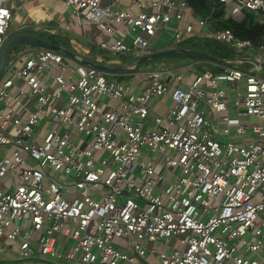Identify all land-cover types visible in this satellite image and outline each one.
Returning <instances> with one entry per match:
<instances>
[{"label": "built area", "instance_id": "built-area-1", "mask_svg": "<svg viewBox=\"0 0 264 264\" xmlns=\"http://www.w3.org/2000/svg\"><path fill=\"white\" fill-rule=\"evenodd\" d=\"M29 1L0 0V49ZM61 1L79 24L118 35L97 44L108 55L150 54L173 19L191 15V0ZM214 1L224 19L264 20V0ZM194 18L173 29L175 43L211 38L234 56L191 80L189 64L141 71L138 91L97 66L119 60L75 37L74 57L12 53L0 78V249L8 241L21 260L67 264H264V35L255 45L213 13ZM163 96L171 106L152 113Z\"/></svg>", "mask_w": 264, "mask_h": 264}, {"label": "crops", "instance_id": "crops-1", "mask_svg": "<svg viewBox=\"0 0 264 264\" xmlns=\"http://www.w3.org/2000/svg\"><path fill=\"white\" fill-rule=\"evenodd\" d=\"M113 2V0H102L103 4H108ZM128 3V0H121L114 3L115 8L122 9ZM70 9V12H69ZM189 12L191 15H185L182 21H176L178 23L183 22V25L187 22L194 21L193 17L197 18L199 15L192 7L190 8ZM13 23L15 28L11 29V32L17 29H26L30 30L33 29L35 32L55 35L53 38H57L58 41H53L54 44H58L60 46L70 48V38L75 37L80 39L86 46H88L93 52L97 53L101 50L97 47L99 41L105 39L108 41H113L118 38L116 36H109L106 34L101 33L98 26L95 23H87L83 22L79 24L75 18H73L72 10L61 0H32L27 3L17 4L14 8L13 13ZM71 16L72 19L69 18ZM193 16V17H192ZM17 19V18H19ZM194 18V19H195ZM73 23H72V21ZM182 25V26H183ZM116 29L118 30H125L123 25H115ZM163 31L159 36L155 37L154 42L152 43V51L174 48V39L172 42L164 43L159 42V39L162 35ZM104 36V37H103ZM103 37V38H102ZM61 38H65L68 40V45H64L61 42ZM195 38V37H194ZM100 39V40H99ZM99 40V41H98ZM99 50V51H98ZM12 58V55H11ZM204 63H208V60H205ZM120 62L111 65L114 68H119ZM188 65V64H187ZM191 65L185 71V75L188 79H192L194 75L198 72V70L194 65V63H189ZM134 66V65H133ZM184 66V65H181ZM132 66H130L131 68ZM158 67H150L147 69H154ZM144 71V70H141ZM139 71V72H141ZM203 71V70H202ZM71 71L67 72L70 74ZM139 72H135L137 74H130V78H128L127 71L120 72V78L122 81H131L133 85V90L138 91L142 87H144L145 82L141 78ZM157 101V105H156ZM152 113L154 114H162L165 113L169 107L171 106L172 102L168 96H163L161 98H156L152 101ZM155 242L149 243V246H153ZM150 246V247H151ZM171 246V245H170ZM168 246V247H170ZM172 249V246L170 247ZM150 259V256H149ZM0 264H67V263H59L55 261H42L37 259H29V260H21L18 257V248L15 244L11 242L4 241L3 248L0 249Z\"/></svg>", "mask_w": 264, "mask_h": 264}, {"label": "rangeland", "instance_id": "rangeland-1", "mask_svg": "<svg viewBox=\"0 0 264 264\" xmlns=\"http://www.w3.org/2000/svg\"><path fill=\"white\" fill-rule=\"evenodd\" d=\"M69 12H70V9H69ZM69 18L72 19L71 16H69ZM17 19L21 20L20 17L17 18ZM72 23H73V21H72ZM182 25H183V22L178 23V22L175 21V19H173L171 21V23H170V28H173L174 29V28H177V27H184V25L183 26ZM13 28H15V26H14L13 21H11L10 27H9L8 31H11V29H13ZM173 29H165L163 31L160 39H159V42H164V43H166V42L167 43L172 42L173 39H174V31H173ZM30 30H33V29H30ZM36 34L39 35V36H41V37H43L48 42H52L53 43V41L54 42L55 41H58L57 38H53L49 34H44V33L41 34L39 32H36ZM209 39L210 40H213L211 38H209ZM197 40H199V39H197ZM203 40H205V39H203ZM61 42L64 45H66V46L68 45V40L65 39V38H61ZM127 42L130 43L131 40L128 39ZM179 46H180L179 43H175L174 44V47L175 48L184 49V48H180ZM30 47L31 46H29L27 44H24V43H15L13 46H11V48L9 49V55H8V59H7V64H6L5 68L3 69V71L1 72L0 78H2L5 75V73L7 72V69H8V66H9V61L11 60L12 53L19 54L22 51H26ZM195 47L198 48V49H202L203 52H205L204 50H207V51H215L214 46H208V45H206V44H204L202 42L199 43L198 45H196ZM199 51H201V50H199ZM100 53H102L103 55H105L107 58H113V59L119 60V62L121 64L120 65L121 68H124V69H128V68H130V66H133V65L138 64V61H139V58H140V57L134 56L132 52L127 53V54H117V55H113V54H109L108 55V54H105L104 52H101V51L97 52V54H100ZM93 54H95V52H93ZM195 56H197V55H195ZM204 61H205V59L202 58V57H200V56L188 58V57H185L184 55H178V53H176V54L173 53V54H169V55H166V56H162V57H159V58L150 60L148 62H144V63L139 64L137 66V69L132 70V71L131 70L127 71L129 73V74H127L128 75L127 77L130 78L131 77L130 74H133L135 72H139L141 70H145L146 68L159 67V66L165 65V64H167L169 66L170 65H173V66L179 67L181 65H187L189 63H194V65H195V67L197 69L205 70V69L208 68L209 65H208V63L207 64L204 63ZM254 67L255 66L253 64L248 63V62H245L244 65L241 66V68L243 70H245V71H254L253 70ZM263 74H264V72H263ZM157 104L158 103L156 101V105ZM97 155L100 156L101 154L98 153ZM151 157H153V154L151 155ZM151 247L154 248L155 250H157L158 252H169L171 250L170 249L171 246L168 247L167 245L163 244L162 241L155 242L154 245L151 246Z\"/></svg>", "mask_w": 264, "mask_h": 264}, {"label": "trees", "instance_id": "trees-1", "mask_svg": "<svg viewBox=\"0 0 264 264\" xmlns=\"http://www.w3.org/2000/svg\"><path fill=\"white\" fill-rule=\"evenodd\" d=\"M190 5L201 16H207L210 13H213L214 17L217 18V21L215 22L216 27L231 29L237 37L241 39H249L255 45H259L261 43L264 35V20H261L259 15H257L254 11H247L245 13V18L242 21L237 22L232 19H224V5L220 2L214 0H191ZM50 36L54 37L55 35L51 34ZM203 39L204 38L191 37L180 42L179 47L197 50L198 48L195 46L202 42L208 46H214L215 51H204L219 59L232 58L234 56L233 51L226 45L215 40H210L209 38L205 40ZM198 50L203 51L202 49ZM176 53H178V55H184L188 58L197 57L194 54L183 51H178ZM198 72H202V70H198Z\"/></svg>", "mask_w": 264, "mask_h": 264}, {"label": "water", "instance_id": "water-1", "mask_svg": "<svg viewBox=\"0 0 264 264\" xmlns=\"http://www.w3.org/2000/svg\"><path fill=\"white\" fill-rule=\"evenodd\" d=\"M15 43H24V44H27L31 47H39L40 46V47L52 48V49L61 51V52L65 53L69 56H72V57L75 56V53L73 51H71L69 48H66V47L60 46L58 44H54L52 42L46 41L43 37L37 35L34 30L17 29V30L10 32V34L6 38L3 46L0 49V74L6 66L8 55H9V49ZM178 51H183L186 53L194 54V55H197V56L204 58L205 60L221 61V59H219V58H217V57H215L209 53L203 52V51L193 50V49H188V48L179 49V48L174 47V48L156 50L150 54L141 56L139 58L138 64H136L133 67L128 68V69H124L121 67L114 68V67L103 65V64H99L97 66L103 70L112 71V72L129 71L131 69H136L137 66L141 63L148 62L150 60H153V59H156V58H159L162 56H166L169 54H173V53H176ZM85 62L91 63V62H87V61H85ZM261 65L264 68V63Z\"/></svg>", "mask_w": 264, "mask_h": 264}]
</instances>
